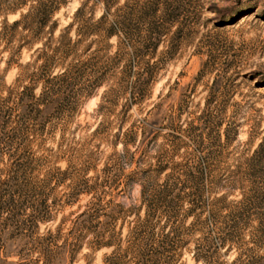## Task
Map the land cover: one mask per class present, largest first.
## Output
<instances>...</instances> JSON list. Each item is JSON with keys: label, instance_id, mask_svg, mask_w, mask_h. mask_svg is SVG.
Listing matches in <instances>:
<instances>
[{"label": "trees", "instance_id": "obj_1", "mask_svg": "<svg viewBox=\"0 0 264 264\" xmlns=\"http://www.w3.org/2000/svg\"><path fill=\"white\" fill-rule=\"evenodd\" d=\"M118 2L81 1L59 28L56 15L67 0H0V61L7 53L0 70V264H72L86 239L88 247L108 250L102 264H180L185 251L201 264H264V253H252L253 246L264 249V135L250 155L239 153L215 175L208 163L179 153L181 136L208 117L214 94L200 114L171 124L159 143L146 117L123 129L129 104L150 97L161 70L193 43L203 10L216 22L223 11L205 0H127L125 10ZM23 49L30 52L24 64ZM14 64L16 77L6 85ZM203 66L215 60L207 58L200 73ZM127 81L128 104L117 121L108 120L105 104ZM103 86L94 133L116 126L121 153L106 156L97 171L100 157L89 142L66 134L83 100ZM220 126L214 123L217 164L237 135L235 125L228 127L221 142ZM193 140L203 145L201 134ZM146 145L156 156L143 151ZM128 165L134 168L125 174ZM131 183L140 186L139 202L125 207L117 198ZM231 250L236 256L220 261Z\"/></svg>", "mask_w": 264, "mask_h": 264}, {"label": "rangeland", "instance_id": "obj_2", "mask_svg": "<svg viewBox=\"0 0 264 264\" xmlns=\"http://www.w3.org/2000/svg\"><path fill=\"white\" fill-rule=\"evenodd\" d=\"M81 1L84 0H67L66 5L56 15L59 28L71 21ZM133 1L141 3L144 0ZM205 1L216 3L217 9L223 11V20L216 22L215 13L203 10L193 43L183 45L177 56L161 70L151 88L150 97L145 98L139 105L129 104V108L126 109L128 118L123 124V129L132 121L146 117L147 123L160 135L157 139L159 143L162 136L171 132V124H177L179 120H189L200 114L205 109L206 98L214 94L216 101L210 107L208 117L203 118L204 121L196 120V128L181 136L183 147L179 153L198 159L202 167L208 163L210 169L214 170L213 173L220 175L228 166L232 167L233 158L239 153L250 155L264 135V0ZM126 2L127 0H119L118 5L121 10H125L123 6ZM100 13V7L97 5L94 15L97 17ZM12 18L13 16L8 17L9 20ZM29 55L30 52L23 49L19 63L24 64L28 61ZM5 58H7L6 52L2 53L0 70L4 67ZM207 58L211 62L215 60V66H203L205 70L200 73L202 63ZM252 70L260 75L251 78L247 73ZM16 73L15 64L6 70L3 79L6 85L13 83ZM124 85L125 88L115 96L116 99L114 97L113 104H105L112 112L107 115L108 120L117 121L116 118L122 116L124 105L128 104L132 86L128 81L124 82ZM105 88L100 87L97 93L83 100L66 134L68 139L89 142V149L96 151L100 157L97 161V171L104 165L106 156L113 152L121 153V144L112 138L116 126L107 129L100 126V131L94 133L103 116L98 112L97 106ZM148 110L150 111L147 114ZM179 111H182L181 117L173 121L172 117H177ZM218 120H221L219 129L221 142L225 139L223 131L228 127L235 125L237 135L232 136L227 147H224L218 158L222 161L217 164L214 161L217 155L215 151L217 147L214 146L217 129L214 123ZM199 134L204 138L201 146L193 140ZM143 151L150 157L156 156L155 149L153 150L149 145H146ZM116 153L114 154L117 155ZM138 155L139 153L136 157ZM149 160L147 158V161ZM132 168L134 165L125 166L124 173H128ZM114 173L116 168L113 167L110 174L114 175ZM139 189L138 183H131L125 186L117 200L125 207L137 205ZM221 191V189L217 190L214 195H219ZM84 200L82 198L81 202ZM43 229L44 225H41L40 231ZM208 230L212 233L210 226ZM86 240L74 253L72 264H102V258L108 250H94L87 246ZM218 252L224 254V249L221 248ZM237 253L231 250L227 255L220 256V261L229 262ZM252 253L260 255L264 253V249L253 246ZM180 261V264H201L186 251L183 252Z\"/></svg>", "mask_w": 264, "mask_h": 264}]
</instances>
